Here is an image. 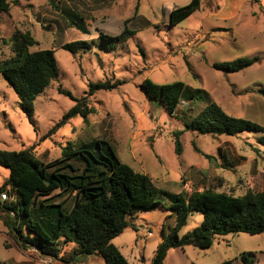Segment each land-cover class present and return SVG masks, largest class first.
Returning <instances> with one entry per match:
<instances>
[{"label":"rangeland","instance_id":"1","mask_svg":"<svg viewBox=\"0 0 264 264\" xmlns=\"http://www.w3.org/2000/svg\"><path fill=\"white\" fill-rule=\"evenodd\" d=\"M9 1L10 11L0 13V61L14 54L11 40L15 32H29L37 40L30 51L54 50L59 78L33 101L32 123L17 93L0 77V150L32 147L39 159L49 163L61 158L70 145L107 156L110 143L122 162L171 193L211 189L243 195L249 189L264 190V133L214 136L183 131L185 121L207 104L202 94L193 100L186 93L176 112L169 114L142 88L146 78L157 84L182 81L189 89L207 92L228 114L264 127V0H247L227 18L219 13L225 5L223 15L231 14L232 0H202L201 8L177 26L170 25V12L191 0ZM127 19L135 32L127 41L99 38L100 32L119 35ZM79 24L86 26L87 33L77 29ZM77 40H86L91 47L76 53L62 48ZM255 57L253 65L239 72L213 66ZM98 82L117 86L90 92V84ZM79 101L87 116L77 114L64 121ZM175 132H179L180 154ZM71 161L81 172L83 163ZM8 177L9 170L0 165V187ZM5 191L7 202L16 200L11 187ZM40 199L45 204H62L65 211L74 204V196L60 190ZM7 217L13 226H5L0 218V261L16 258L20 252L26 256L21 259L30 263H88L87 256L74 255L76 246L71 243L57 246V256L45 254L33 236H28L21 217L17 220L13 212ZM202 220V212H192L179 236ZM130 221L132 227L113 243L133 264H152L163 232L169 234L175 225V214L159 208L139 213ZM242 253L249 254L255 264H264V232L216 235L212 246L205 249L174 248L164 264H220L233 258L239 261ZM91 257V264H106L97 254Z\"/></svg>","mask_w":264,"mask_h":264},{"label":"trees","instance_id":"2","mask_svg":"<svg viewBox=\"0 0 264 264\" xmlns=\"http://www.w3.org/2000/svg\"><path fill=\"white\" fill-rule=\"evenodd\" d=\"M201 3L202 0H191L185 6L174 8L169 15L170 25L177 26L187 19L201 8ZM10 7L9 0H0V13H8ZM129 22L130 19L125 20L124 30L119 35L100 32L99 38L104 42L127 41L135 33L130 29ZM76 27L87 33L85 25ZM11 42L14 54L0 61V77L3 76L17 93L22 110L33 123V101L59 78L57 59L52 49L30 51L37 40L29 32L16 31ZM90 47L88 41L77 40L64 44L62 48L76 53L79 49ZM257 59L240 58L214 63L213 66L225 72H239L253 65ZM115 86L117 84L109 82L91 83L90 92ZM142 88L150 100L159 101L169 114L176 112L186 93L193 100L199 99L198 95L202 94V100L207 104L185 121L183 131L214 136H235L245 131L264 133L262 125L228 114L207 92L189 89L182 81L157 84L146 78ZM60 92L72 96L68 90L61 89ZM81 102L69 109L63 117L64 121L77 114L87 116ZM175 143L180 154L179 132H175ZM108 146L110 153L104 156L91 150L74 149L70 145L64 149L61 158L49 163L39 159L32 147L0 150V165L9 170V177L0 187V194L7 187H11L16 194L15 201L0 199V218L5 226H13L7 217L13 212L17 220L21 217L28 236H33L34 244L45 254L57 256V246L71 243L76 246L74 255L78 258L99 253L106 264H132L113 239L132 227L131 218L159 208L172 211L176 222L169 234L163 232V240L154 252L152 264H164L174 248L183 249L187 245L209 248L216 235L264 232V190L249 189L243 195L211 189L194 190L190 194L184 191L171 193L157 187L149 175L122 162L110 143ZM72 159L83 163L81 172ZM56 190L74 196V204L69 211H65L62 204H45L40 199L50 197ZM195 211L203 213L201 224L179 236V231ZM220 264H255V260L242 253L239 261L233 258Z\"/></svg>","mask_w":264,"mask_h":264},{"label":"crops","instance_id":"3","mask_svg":"<svg viewBox=\"0 0 264 264\" xmlns=\"http://www.w3.org/2000/svg\"><path fill=\"white\" fill-rule=\"evenodd\" d=\"M245 1H247V0H232L231 1V3L233 4V6H234V10H233V12L231 13V14H225V15H223V12H224V10H225V5H223V7H222V9H221V11H220V13H219V16L220 17H223V18H227V17H231L234 13H235V10L240 6V5H242ZM3 201V200H2ZM16 247H18L17 246V244H16ZM61 247V246H60ZM119 248V247H118ZM17 250L19 251V247L17 248ZM95 254H93V255H89V256H87L85 259H86V262H88L87 264H91L92 263V260H94V257H91V256H94ZM169 255V254H168ZM24 256L25 255H23V254H21L20 252L18 253V256L16 257V258H8V259H5V260H3V261H0L1 263L0 264H8V263H12V264H40V263H30V262H26V261H24L23 259H21V258H24ZM26 257V256H25ZM40 261V260H39ZM131 262V261H130ZM132 263V262H131ZM57 264H70V263H64V262H61V263H57ZM133 264V263H132Z\"/></svg>","mask_w":264,"mask_h":264},{"label":"built area","instance_id":"4","mask_svg":"<svg viewBox=\"0 0 264 264\" xmlns=\"http://www.w3.org/2000/svg\"><path fill=\"white\" fill-rule=\"evenodd\" d=\"M0 199L1 200H8V195H7V192L4 191L3 193L0 194Z\"/></svg>","mask_w":264,"mask_h":264},{"label":"water","instance_id":"5","mask_svg":"<svg viewBox=\"0 0 264 264\" xmlns=\"http://www.w3.org/2000/svg\"><path fill=\"white\" fill-rule=\"evenodd\" d=\"M97 255H99V253H97Z\"/></svg>","mask_w":264,"mask_h":264}]
</instances>
